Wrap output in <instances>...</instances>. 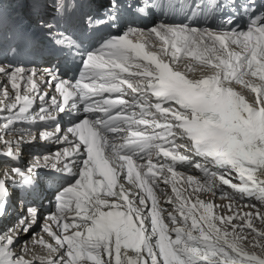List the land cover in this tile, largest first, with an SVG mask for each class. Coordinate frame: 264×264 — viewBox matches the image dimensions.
I'll use <instances>...</instances> for the list:
<instances>
[{
	"label": "snow or ice",
	"instance_id": "obj_1",
	"mask_svg": "<svg viewBox=\"0 0 264 264\" xmlns=\"http://www.w3.org/2000/svg\"><path fill=\"white\" fill-rule=\"evenodd\" d=\"M92 7L91 0H0L5 59L28 56L35 33L70 65L38 75L0 63L2 95L14 101L0 122V156L14 162L0 171V220L16 192L23 209L0 231V264H33L13 247L37 226L54 242L39 241L54 254L46 264H264V230L253 226L264 212L217 215L219 205L198 195L234 199L227 186L264 205V0H106L85 11ZM157 10L150 26L127 20ZM201 16L216 22L200 26ZM105 27L116 31L98 35ZM18 120L43 122L39 134L28 128L4 140ZM37 140L64 147L22 166L24 145ZM45 202L55 211L45 214Z\"/></svg>",
	"mask_w": 264,
	"mask_h": 264
},
{
	"label": "bare ground",
	"instance_id": "obj_2",
	"mask_svg": "<svg viewBox=\"0 0 264 264\" xmlns=\"http://www.w3.org/2000/svg\"><path fill=\"white\" fill-rule=\"evenodd\" d=\"M24 152L30 153L31 150L29 149H25ZM188 171H192L191 169H188ZM196 176H198L197 174H195ZM237 182V181H234ZM224 192L228 193V195L230 197H233L235 201L234 202L231 199H228L229 201H225V203L223 202V200H221V193L217 192L216 195H212L211 193L208 192H200L198 193L200 199L205 200V201H211L214 206L215 205H219L220 207H223V216H228V215H235L237 212L239 214H243L245 212H256V210L258 209L256 206L255 208L251 207V205H249V208L247 209L246 203H250V204H254V205H260L261 203L257 200H255L254 198H247L245 197L244 199H241L239 194L236 193L234 190H232L231 188L225 186L224 187ZM202 196H204V198H201ZM215 196H219L217 197V199H215ZM166 199V197L163 198V205L166 206V208H171V205H168L166 203H164V200ZM226 203H229V206H227ZM252 204V205H253ZM248 206V205H247ZM216 208V207H214ZM218 208V207H217ZM262 208L264 209V207L262 206ZM171 210V209H170ZM215 210V209H214ZM261 212V210H259ZM264 212V210H262ZM166 214V213H165ZM215 214V211H214ZM167 223V220H166ZM11 225L9 222H5L0 226V231H2L4 228H6L7 226ZM171 227V226H170ZM30 235V233L28 235H24L21 234L20 239L16 242V244L13 247V251L17 256H23L24 259L32 261L33 264H41V262H44V264H46V261L50 258H52L54 255L52 254H48L45 255L43 252L40 253L38 256L35 255V247L33 245V240L29 241L25 240L28 236ZM173 238H174V234H173ZM27 241V244H25L24 242Z\"/></svg>",
	"mask_w": 264,
	"mask_h": 264
},
{
	"label": "rangeland",
	"instance_id": "obj_3",
	"mask_svg": "<svg viewBox=\"0 0 264 264\" xmlns=\"http://www.w3.org/2000/svg\"><path fill=\"white\" fill-rule=\"evenodd\" d=\"M199 177V176H198ZM219 192V191H218ZM220 193V192H219ZM228 194V193H227ZM217 197H219V196H215V199H217L218 200V198ZM201 198H204V196H202ZM221 198V197H220ZM221 200H223V202L225 203V201H229L228 199H221ZM232 201H233V203L234 202H237V201H235V200H233V199H231ZM227 204V206H229V203H226ZM253 204V203H252ZM252 204H250V203H246V206H244V207H247V209L249 208V205H252ZM248 205V206H247ZM254 205V204H253ZM258 209L257 210H261V212H263L262 210H264L263 208H262V206L264 207V205H255ZM224 207V206H223ZM223 207H216V208H214L215 210V214H217V215H221V216H223ZM225 208V207H224ZM250 208H251V206H250ZM166 209H168L169 211H170V209L171 208H166ZM235 222V221H234ZM219 226V225H218ZM253 226L255 227V228H257V230H264V223H261L260 221H259V219L257 218V219H254L253 220ZM245 235H247L248 236V239L246 240V241H244V244H245V246H248L252 241H253V234H249V231L248 230H246V232H245ZM257 251H258V249H257ZM52 255V254H51ZM54 255V254H53Z\"/></svg>",
	"mask_w": 264,
	"mask_h": 264
}]
</instances>
